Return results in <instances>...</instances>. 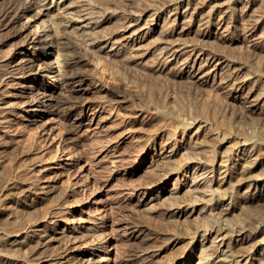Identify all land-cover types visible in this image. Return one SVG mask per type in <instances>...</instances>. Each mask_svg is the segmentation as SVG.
<instances>
[{"label": "bare ground", "instance_id": "bare-ground-1", "mask_svg": "<svg viewBox=\"0 0 264 264\" xmlns=\"http://www.w3.org/2000/svg\"><path fill=\"white\" fill-rule=\"evenodd\" d=\"M54 1L0 0V46L11 47V50H7L8 54L4 55V53V56H0V86L8 79L16 84L19 77L26 79V74L38 79L39 85L36 94L33 93V96L31 94L29 96L19 91L20 94L17 92L16 96L23 103L32 106L34 111L32 121H42V128L46 127L45 123L48 124L47 122H50L53 128L62 126L66 133H71L76 125L71 110L80 106V103L90 92H93L99 100L106 98L107 101L108 99L118 101L119 98H129L135 106L134 109L147 111V113L154 114L153 116L160 117L161 120L164 119L165 123L155 128V133L158 132L157 136L162 139V142L164 141V146H166L165 150L160 152L161 158L159 159L161 160H158V165L161 167L159 169L166 168V170L164 169L163 175H159L157 179L148 183L145 193H148V199L155 196L157 192L163 191L152 198L159 199L156 203L167 204L172 210L170 218H168L169 222L174 224L171 225V228L173 226L175 232L173 231L172 235L169 234L168 238L163 236V241L167 238L169 243H174L177 240L181 242L186 234L185 238H189V240L170 259H163L166 257L167 247L155 244L158 239H162L160 234H150L149 238H145L146 241L135 242L132 247L130 246L122 253L119 247L124 242L119 241L115 244L117 252H112L108 248L107 250L106 246L104 247L102 230V225L105 223L104 216H96L93 218L95 223L90 229L91 231L87 233L89 240L93 241L96 247L89 250V253L82 252L79 245L75 244L79 240V235L74 230L59 227L57 220L52 222L46 220V215L30 217V219L25 217L26 214L23 216L20 213L22 207L33 208L42 204L46 199L54 198L55 200L64 193L62 188L59 189L55 179L51 178L53 176H49L50 169L56 165L52 166L53 164L47 163L41 165L40 169L37 167L39 172H34L35 174L41 173L39 183L36 181L35 183L12 181L4 186L0 193V224H5V226L13 223L21 224V228L16 227L18 229L16 231L26 229L20 239L16 238L11 241L8 235L9 231L2 225L0 226V264H26L27 262H36V264H139L138 262L140 264H159L160 260L164 262L163 264H192V259L196 254L198 234L203 225V231H209L210 235L206 242L203 240L200 248L202 259L198 264H264L263 128L255 129L249 133L241 127V131L238 126L236 127V120L226 121L224 114L222 115V112L215 109L217 105L216 107L213 105L214 108L208 103L202 104L203 102L200 103L194 99L197 102L189 101L191 104L194 102L193 106L190 105L193 107L191 110L187 105L188 100L187 103L185 102L184 91V96L171 94L175 97H168V94V96L162 95L164 91L161 86L162 78L167 81V79L176 77L181 82L182 77L184 78L182 75L194 77L195 70H203L205 64L212 62V65L216 61L212 66L214 73L212 75L215 77L219 75L217 82L219 87L223 91L225 90L223 98L220 95V99H225L226 104L228 101L229 104H233L234 100L243 98L242 103H249L247 106L244 105L246 107L245 115L255 119L257 115L254 116V114L259 111V114L263 115L261 118L264 119V103H261L264 102V85L262 86L264 84V61L260 60L262 65H256L257 60L254 61L257 59L256 56L261 55L260 52L255 53V57L247 56L244 54L245 52L236 53V56L227 54L225 48L239 42V37L242 35L240 33L233 35L230 32L231 35L228 36L224 31L219 30L214 32L212 24L214 23L215 14L213 13L215 10L212 13L204 12V9L202 10L203 0H131L127 5L136 8L133 11L129 6H125L126 3L120 6L118 0H61V2H57L64 6V9H61L65 10V13L72 9V13L77 17H85L86 26L78 25V20L74 15L73 17H59V14H55L51 6ZM234 1H221L220 4L224 5L221 11L225 14L218 17L217 22L215 21L218 25L221 24V27L217 25L216 28L219 27L228 32V29H231L228 24L232 23L235 26L237 15L241 16V13L242 16L245 15L247 7H252L257 0L242 1L238 6L232 5ZM258 2H261L259 4L264 9V0H258ZM237 12L239 13L236 15ZM260 17L257 20L248 17L247 24L243 20V23L246 24L242 25L244 32L246 28L256 30L263 25L264 16L259 20ZM182 18L183 20H181ZM156 20H163L165 27L158 38L151 40L150 36L156 29ZM118 21L122 22L119 24ZM32 26H35V29L31 31L30 27ZM88 30L89 32H87ZM255 30L250 33L254 37H250L254 41L252 49L264 48V42L260 46V38L254 36ZM86 35L93 40L90 47L87 46ZM212 38L213 40H210ZM209 42L214 45L209 46ZM228 43L229 46H226ZM110 44L120 46L108 54L110 58L120 63L118 66L124 68L121 70L120 67L119 70L118 67V73L109 67L108 59L110 58L105 59L106 56L105 58L103 56L104 49L108 48ZM237 49L239 50V48ZM150 53L153 55L151 56L153 58L149 57L152 59V63L149 64V59L146 64L151 66L146 67L142 64V60ZM190 61L193 63L190 69L193 67V70L188 72L189 69L184 72ZM173 64L178 66L176 70L175 65L172 66ZM87 68L93 70V74L89 75ZM178 68L182 70L178 71ZM130 69L139 70L141 73L143 72L144 76L147 74L148 77L145 76L146 79L139 82L126 72H130ZM89 77L91 83L87 85ZM255 77L258 78L254 79ZM47 78H51L56 84L51 92L46 86ZM260 78H263L262 84ZM191 81L194 82V80ZM258 81L260 85L256 83ZM97 82L98 85L93 90ZM171 83L173 82L170 81ZM164 85H166L165 82ZM132 88L137 91L136 95L129 94V90L131 91ZM168 88L166 87L167 92ZM180 90L182 91V89ZM130 93L132 94V92ZM221 101L223 102V100ZM7 102L5 99L3 104L8 105ZM39 106L47 107V110ZM235 106L237 105L235 104ZM9 115L10 112L0 111L1 129H7L6 127L12 122L13 118H10ZM80 118L78 117V120ZM193 124L196 126V130H193L194 132L191 134L188 133L186 142H183L187 127ZM13 125L16 127L15 124ZM11 129L13 130L12 127ZM157 136L151 142H156ZM225 140L228 142L227 145L223 144ZM134 146L124 148V151L131 150ZM6 149L8 150V146L0 150V177L5 168L2 165V158L7 153ZM183 149H186V152H183ZM143 150L145 152L146 148H141L140 151ZM5 151L6 153H4ZM143 154L138 156L136 165H139L144 159ZM65 160H69L71 164L75 165L76 159L72 153H69ZM58 164L60 167L61 163ZM189 167L193 172L191 179L195 182L191 184L194 185L192 189H186L188 184L183 182L184 177H182L186 175L185 172ZM135 169L137 167L132 171ZM210 173L212 175L208 178ZM172 174H175V177L168 181ZM201 176L207 178L208 182L200 183ZM166 182L169 184L164 187ZM193 191L198 195L194 196ZM8 198L10 199L7 200ZM201 199L205 200L203 204H205L206 210H204L208 216L205 214L204 217L200 216L196 212L197 210H194L195 202L197 203ZM156 203L153 202L151 206L153 207ZM125 208H127L126 203H122L118 212L123 213ZM201 217L204 222H201ZM121 219L123 218L121 217ZM126 224V228L131 230L129 233L138 238L136 232L140 230L142 224H137L133 220ZM59 238L64 240V242L60 240L63 245H60L57 250L51 249L52 241ZM260 243L263 246L258 249Z\"/></svg>", "mask_w": 264, "mask_h": 264}, {"label": "rangeland", "instance_id": "rangeland-1", "mask_svg": "<svg viewBox=\"0 0 264 264\" xmlns=\"http://www.w3.org/2000/svg\"><path fill=\"white\" fill-rule=\"evenodd\" d=\"M221 1L222 0H203L204 5L202 7V10L204 9L203 11L208 12V13L209 12L212 13L215 10V12L213 13L215 14L214 15L215 17L213 19L214 23L212 24V30L214 32H217L219 30V31H224V33L227 34L228 36H230L231 34L236 35L239 33L240 35H242L241 37H239L240 38L239 42L237 41L235 44H231L232 46L231 45L229 46V43L228 45H226L230 47V48L229 47L225 48L227 50L226 53L229 54L230 56L231 55L236 56L239 52H240L239 54H241L242 52H245L244 54H246L247 56L253 55V57H255L256 55L255 53L260 52L259 54L261 55H259V57L256 56L257 59H255L254 61L257 60L256 65L258 64L262 65L260 60L264 61V48H261V49L253 48L252 49L253 47L252 44L254 43V41H252L251 38H254V37L253 35H250V33H252L253 30L255 29L248 30V28H246L245 32L243 29V27L247 24L246 19L248 17L249 18L251 17L250 19L253 18L252 20L254 19L257 20L259 16L261 17L264 16V12H262L264 9L262 5L260 6L259 4L261 2H258L257 0L256 3L252 7H247V12L243 16H242V13H241V16L240 15L238 16L237 14L239 12H237L236 15L238 18L234 24L235 26H233L232 23L228 24L230 25L229 28L231 29H228V32H227L224 29L219 28L221 27V24L218 25L217 23H215V21L217 22L218 17L220 18V16L222 17L225 14L224 12L221 11V8L224 6L220 4ZM242 1H247V0H238V1L235 0L232 3V5L234 6L241 5ZM57 2H61V0L60 1L55 0L51 4L55 14H59L58 15L59 17H64V16L73 17L74 15L75 18L78 20V23H77L78 25L79 24L80 25L82 24L84 26L87 25L86 24L87 21H84L85 17L83 18V17L78 16L79 17L78 18L74 13H72L73 11L72 9L69 10L71 12L68 11L69 12L68 13L66 11L65 13V10L64 11L62 10L64 9V6H62L61 4H57ZM130 2L131 0H127V1L118 0V3H120V6L125 5L124 3H126L125 6L128 7L129 5L127 4ZM59 8L60 9L62 8V9L60 10ZM129 8L132 11L133 9L136 10V8H131L130 6ZM211 8H212V11H211ZM257 8L259 9L257 10ZM254 12L255 14H253ZM261 17L259 20L262 19ZM181 20H183V18ZM243 20L245 21L246 24L243 23ZM118 22L120 24L122 21L121 22L118 21ZM243 24L244 26H242ZM217 25L219 26L218 28H216ZM236 25H237V29H236ZM164 27L165 26H164L163 20H156V29L153 31L152 36H150V39L155 40V38H158L161 35L160 33L163 32ZM34 29H35V26L30 27L31 31ZM145 30L147 31V29ZM242 31L244 34L243 33L241 34ZM87 32H89V30ZM230 32L231 34H229ZM254 34H255L254 36H257L258 39L260 38L259 40L261 41L262 44L260 43L259 45L262 46L264 42V36H263L264 35V24L261 25L258 29H256ZM87 35H86V43H87V46L90 47L91 41L93 40L90 39L89 37L90 35L89 36ZM210 40H213V38ZM213 45L212 43L209 44V46H213ZM238 45H240L241 47H239ZM111 46L112 44H110V46L104 49L103 51L104 58L106 56L105 59L110 58L108 54L114 52L120 47L118 46V44L113 45L112 48ZM232 47L236 50H234ZM10 48H11L10 46L9 47L0 46V56H4L6 55V53L8 54V51L11 50ZM135 48L137 47L135 46ZM237 48H239V50ZM128 55H131V54H128ZM151 56L153 55L150 53V54H147L146 57H143L142 64H144V66L146 67L151 66V65H147L149 61H150L149 64L152 63V59L149 58ZM215 62L213 64H215ZM211 63L212 62H210V64H205L206 66L203 67V70H199V71L195 70L193 72V74L196 73L194 77L190 75H187V77L186 75H182L184 76V78L182 77L183 80L181 79V82L179 79L178 81L176 77L175 79L173 78L167 79V81L166 79L162 78L161 80L163 84H161V86H162V91H164L162 95L168 94L169 95V96L167 95L168 97H171L172 96L171 94H174L175 96L176 95L181 96L183 95V91H184L185 96L184 95L183 96H184L186 103L188 100V103H190L191 101H194V102L198 101L200 103L203 102L202 104L208 103V105H211V106L215 105V107L217 105V108H215L214 106L213 107L217 109L220 113L222 112L221 113L222 115L224 114L226 121L236 120L235 121L236 127L238 126V128L241 131H242V128L243 130L245 129L244 131H247L249 133L254 131L255 129L261 130L263 128L262 130H264V124H263L264 119L261 118L262 114H259V111L257 114H254V116L257 115L255 119L253 117L248 118V116L245 115L246 113L245 106H247V104L249 105V103H242L244 100L243 98L234 100L235 103L232 102L233 104H229V101H228L229 106L228 104H226L227 101H224L225 99H220L221 96L223 98L225 94L224 93L225 90L223 91V89L219 87V84L217 82V80L219 79V75H217L216 77L212 75L214 73H213V67H212L213 64L211 65ZM108 64H110L109 67H112L113 71L115 70L114 71L115 73L116 72L118 73L121 68H122L121 70L124 69L123 67L118 66L120 65V63L119 62L117 63V61L114 60L113 58L108 59ZM192 64H193L192 61H190L189 65L185 68L184 72H187L190 69V66ZM174 65L175 64H173L172 66ZM118 67H119V70H118ZM174 67L176 70V67L178 66L175 65ZM88 68H87V72L89 73V75L93 74V70H90V69L88 70ZM132 70L130 69V72ZM134 70L131 73L126 71L127 73H129V75L133 79L135 78L137 81L142 82V80L144 81L146 77H148L147 74L145 75L146 76L145 77L142 74L143 72L141 73L139 70L138 71L135 70L134 72ZM177 70L181 71L182 69L180 68L179 70L178 68ZM192 70H193V67L188 72H191ZM25 76L27 77L26 79L24 77H19L16 80V82H18L16 84H13L14 81L8 79L4 81V83L0 86V111L10 112L9 117L13 118L10 125L6 127L7 129L0 128V150L4 149L5 146L6 147L8 146V150L6 149L8 154L5 151L4 153L6 154H4L5 156L2 158L3 159L2 165H4L5 168H4V172L2 176L0 177V188H1L0 193L2 189L4 188V186H6L7 184H9V182H12V181H19V182H25V183H29V182L35 183L36 181L37 183H39L41 181V179H39V175L41 173L35 174L36 171L39 172L37 170V167L38 169H40L41 165L47 164V163L51 165L53 164L52 166L56 165L54 168L50 169L51 172L49 173V176L54 177V178L53 177L51 178L53 180L55 179L56 184L59 186V189L62 188V190H64V193H62L60 197L56 198L55 199L56 201L54 200V198H50V199H46L45 201H43L42 204L40 203L39 206H36L33 208L22 207L23 209L21 208L22 211L20 213H22L23 216L26 214L27 216L25 215V217L36 218L39 216L41 217L43 215L44 216L46 215L45 217L46 220H49V221L51 220V222L54 220H57L59 227L70 229V230L72 229L79 235V240H77L75 244L79 245L80 250L82 252H87V253H89V250H92L93 248L96 247V244L93 241L89 240L90 238H89V235L87 234L89 231H91L90 229L95 223V220H93V218H95L96 216H104L105 223L102 225V230H103V236H104L103 237L104 247L106 246V249L108 248L112 252L113 251L117 252L115 248L116 247L115 244L119 241H123L124 244L119 247V250L122 253L123 251L125 252L126 250H128L130 246L132 247L133 244H135V242L143 241V240L146 241L147 239L145 238H149V236H151L152 234H158V235L160 234L162 239L161 238L158 239L155 244H158V245L161 244L162 246L165 245L167 247V248L165 247L166 257L163 259H170L174 257L175 254L178 253L184 247V245L189 240V238H185L187 236L186 234V236L182 238L183 240L181 242H178L177 240L174 243H169L167 238L173 234V231L175 232V230L173 229V226L171 228V225H174V224L172 222H169L170 213H172V210L169 209L167 204L165 205L162 203H156L159 201V199L157 200L156 198L155 199L152 198V197L158 196L163 191L157 192L155 196H152L151 198H148V199H147L148 193H145L148 183L155 180V178L157 179L159 175L160 176L163 175L166 170V168L164 167L163 168L165 170L159 169L161 167L158 165L159 161L161 160L159 159L161 158L160 152L164 151L166 146H164V141L162 142L161 141L162 139H160V137L157 136L158 132L155 133V128H158L160 124L163 125L165 123L164 119L161 120L160 117L158 118V116L156 115L153 116L154 114L147 113V111L139 110L136 108L134 109L133 107L135 106H133V103L131 102L129 98H125V99L119 98L118 101L116 99L115 100L108 99L107 101L106 98L103 100H99L95 97V94L93 92H90L88 93V96L86 97L87 100L85 98L80 103V106L78 105L77 107H74L71 110L72 117L75 119V122H76L75 123L76 125L71 133H66L64 129H62V126H59V127L54 126L53 128L50 122H47L48 124L45 123L46 127L42 128L43 127L42 121H32L34 117L33 116L34 111H33L32 106H29L23 103V101L19 97L16 96V93L19 91L29 96L30 94L31 96H33L34 94L38 92L37 91L38 90L37 87L39 85L38 79H34V77L31 76L30 74H26ZM141 76L145 78H142ZM258 77H255L254 79ZM190 79L194 80V82L191 81ZM168 80L172 81L173 83L170 84V81ZM259 80H261L260 82L262 84L263 78L262 79L260 78ZM183 81H186V82H183ZM164 82L166 85H164ZM178 82L179 84L177 85ZM260 82L258 81L256 83L257 84L259 83L260 85ZM90 83H91V78L89 77V79L87 80V85ZM111 83H114V82L111 81ZM167 84L169 85L167 86ZM55 85H56L55 82H53L51 78H47L46 86L49 92L53 90ZM97 85H98V82L94 85L93 90L95 89ZM263 85L264 84H262V86ZM163 86L165 89L163 88ZM16 87H18L19 89H17ZM166 87L167 88L169 87L168 88L169 93L166 91ZM180 89H182V91ZM200 91L202 95L200 94ZM130 92H132V94ZM136 93L137 91L133 90V88L131 89V91L129 90L130 95H136ZM175 96H172V97H175ZM5 99H7L8 105L3 104ZM194 99L197 101H195ZM221 100H223L224 103ZM194 102H192V104L187 103V105H189L188 107L191 110L193 108L191 106L194 105ZM261 103H264V102H261ZM235 104L237 106H235ZM238 105H241V106L238 107ZM39 107H42V109L47 110V107L46 108H44V106H39ZM260 111L263 112V110H260ZM234 112L237 114H235ZM232 114L234 115V117ZM78 117L79 118L81 117V118L78 120ZM229 117L231 120L228 119ZM244 118H246V120H244ZM13 124H15L16 127ZM237 124H239L240 126ZM11 127L13 128V130L11 129ZM258 127L260 128L258 129ZM1 130H4V131H1ZM193 130L194 131L196 130V126L194 124L187 127L183 142H186L188 133L191 134L192 132H194ZM156 136H157L156 142L154 143L151 142L152 139ZM223 144L227 145L228 142L225 140ZM130 146H134L133 147L134 149L131 148V150L128 149V151L127 150L124 151L125 150L124 148H129ZM140 147L142 149L146 148V151L145 152L144 150L140 151L141 150ZM185 150L186 149H183V152H186ZM69 153H72V155H75V159H76L75 165L71 164V161L69 162V160H65L66 156H68ZM141 154H143L144 159L139 165L137 164L138 165L137 166L136 161L139 159L138 156ZM36 157L38 158V160ZM37 162H38V165H36ZM59 162L61 163L60 167H58ZM65 163H68V164H65ZM136 167L137 169L132 171V169ZM185 173L186 175L182 177H184L183 182H186V184H188L186 186V189L187 188L192 189L194 185H191V184L192 183L194 184L195 182H193L191 179V176L193 173L191 171V168L189 167ZM211 175L212 173L209 174L208 178L211 177ZM202 176H201L200 183L203 184L206 181L208 182V179ZM174 177H175V174H172L170 178H168V181L172 180ZM167 184L169 183L166 182L164 187ZM193 194L194 196L198 195V193L195 191H193ZM9 199L10 198H8L7 200ZM153 202L156 203V205L152 207L151 205ZM204 202H205L204 199L198 200L197 203L195 202V207H194V210H197L196 212L200 214V216H203V217H204V214L205 216H208L206 215L207 212L205 211L206 207L204 206L205 204H203ZM122 203L123 204L126 203L127 208H125V211L123 213L122 212L119 213L118 208H120ZM121 217L123 219H121ZM131 220H133L137 224L138 223L140 225L142 224L143 228L142 227L140 228L141 231L139 230L136 232L138 235V238L130 234L129 232H131V230H128V228H126L127 226L126 223L130 222ZM201 222H204V219L202 220V217H201ZM201 224L203 225V223ZM1 225L2 224H0V226ZM18 226L21 228L22 225L21 224L16 225L14 223L7 224L6 226L5 224L2 225V227H5L9 231L8 235L11 238V241L15 240L16 238L20 239L21 235L23 236L26 232V229H23V230L21 229L19 231H16L19 229ZM201 227H202L201 228L202 230H200V233L198 234L197 246L195 248L196 254L192 259V262H191L192 264H198V262L201 261L200 260L202 259L201 258L202 253H200L201 245L203 243V240L204 242H206L207 238L210 235L209 231L208 232L203 231L204 225ZM171 229L173 230L171 231ZM149 230L154 233L150 232ZM145 232H146V235L144 234ZM163 236L167 237L165 238V241L167 242V244L165 241H163L164 240ZM60 240L62 239L59 238V239L52 241L51 249H54V250L59 249L60 245L62 246L64 242V240H62L63 242L61 241L60 243ZM262 246L263 244L260 243L258 245V249L262 248ZM120 252H119V255H120ZM138 263L140 264V262ZM158 263L163 264L164 262L160 260ZM26 264H36V262H33V263L27 262Z\"/></svg>", "mask_w": 264, "mask_h": 264}]
</instances>
